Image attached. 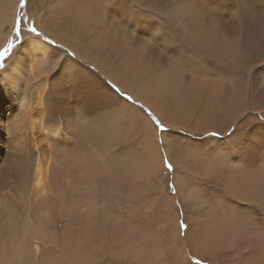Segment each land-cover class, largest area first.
Masks as SVG:
<instances>
[{
	"label": "bare ground",
	"instance_id": "1",
	"mask_svg": "<svg viewBox=\"0 0 264 264\" xmlns=\"http://www.w3.org/2000/svg\"><path fill=\"white\" fill-rule=\"evenodd\" d=\"M177 2L46 0L36 13V29L68 51L88 61L89 47L111 60L100 67L106 78L170 130L156 138L148 118L96 75L26 34L0 72V264L139 260L138 207L125 217L133 228L122 209L101 204L111 192L129 200L146 187L164 196L161 158L189 176L195 200L177 180L175 197L160 202V231L171 227L167 236L182 241L178 201L189 210L193 256L264 264V0ZM230 125L228 137H209ZM119 141L133 147L121 154Z\"/></svg>",
	"mask_w": 264,
	"mask_h": 264
},
{
	"label": "rangeland",
	"instance_id": "2",
	"mask_svg": "<svg viewBox=\"0 0 264 264\" xmlns=\"http://www.w3.org/2000/svg\"><path fill=\"white\" fill-rule=\"evenodd\" d=\"M157 1L158 0H133V4L140 6V7H143V8L145 7V9H150L151 7L156 6L157 4H158L159 8H165V7L173 6V4L176 3L177 1H178L177 3H180V1H182V0H172V1L169 0L170 2H168L167 4H165L162 1H158V2ZM44 2H46V0H23V4H22L21 0H0V19H4L6 21L5 25H3V32H2V34H0V51H2L3 48L7 46L8 43H12V45H13L12 52L5 55L3 57V59L0 60V64L3 65V67H0V72L4 69L5 66H7V64L11 60V58L17 53L20 46L17 48H16V46L21 41H24L26 34L34 35L31 32V29L37 28L38 24L36 21V17H37V14H40V11H42L45 8ZM99 2H100V4L103 3L102 1H99ZM153 2H156V3H153ZM29 9L32 10L33 21L30 19ZM148 15L154 16L150 11H149ZM171 25H174V24L171 23ZM36 32L39 33V35H34V36H39L43 40H45V42L47 41V43L49 44V46L52 49L61 51L63 53L62 55L66 59L71 58V59H73L74 62H76L80 65H83L85 69L89 70L91 73L96 75L97 78L102 83H104L107 87H109V85H110L121 96L127 94L128 96H130L132 98L131 94H129L125 90L121 89V87L117 85V82L115 83V82H113V80L111 81V79L110 80L107 79L106 75L103 74V72L101 71L100 67L105 65V64H108L111 60L103 58L98 53H91V52H89V49H88L89 47L88 48L85 47L84 50L89 55V60L87 61L76 50H72V51L69 50L68 51V48L65 45H63V43L56 42L51 37L48 38V36L43 35V33L41 31H38L37 29H36ZM79 45L81 46V44H79ZM190 46H192V45H190ZM190 46H187L186 49L189 50ZM90 55L92 57H95L96 60L93 61L90 58ZM0 79H1V76H0ZM109 89L112 92H114L110 87H109ZM114 93L118 97L121 98V96L118 95L116 92H114ZM130 105L133 106L135 109H137L141 114H144L146 116V118H148V120L151 122V125L153 126V128H154V124H153L152 118H155L156 122H159L163 125V128L169 129V127L166 124H163L156 117L155 113H153L152 110L148 106H146L141 100H139L137 98H132V104H130ZM249 112L250 111L247 109L244 113H245V115H249ZM234 128L235 127L233 125H230L228 127V129L223 128L222 130H220V132H222V133H219L220 136H211L210 135L209 137L210 138H221L222 136L228 137V135L226 136V133H228V132L232 133ZM160 133L161 132L159 130H155L156 138H157V134L159 135ZM169 134H171V135L176 134V136L177 135L184 136V135H187V132L184 130H180V131L175 130L174 133L172 132ZM200 139L206 140L205 138H202L201 136H200ZM85 142L89 143L87 140ZM84 145L88 147L87 144H84ZM128 145H130V143H125V142L119 141V143L116 144V147H117V150H119V152L122 154L129 149ZM134 153H135V149H134ZM123 155H125V154H123ZM127 160L130 162V161H133V158H130V159L127 158ZM135 167H136V165L133 166V168H135ZM164 171L165 172L162 176H160V174H159V176L156 177L157 180H160L161 182H163V186H164L163 192H165L164 196L161 197V195H159V191L157 189L154 190V187L157 188L156 186H154L150 189H148L146 187V189H144L142 191V195H140V197L135 198L134 195H132L133 199L130 198L129 200H126L123 197H120L121 192H111L108 195L110 198V201L107 203L101 204V205H110L109 203L111 202L112 204H114V206H116V207L110 206V211L113 212L112 214H114L116 212H117V214H120V212H122V211H120V212H118V211L120 209H122L123 210V212L121 213L122 216L120 215V217H122L121 220L128 222L127 223L128 225L131 223V225H129V226H131L133 228L137 224H138L137 225L138 227H139V225L142 226V229H144V230L141 229V226L139 228H137L140 232L136 233L137 234L136 237H141L140 240L142 241V244H143V245H141L143 248L142 249L143 254L140 252L139 260H137L138 258L136 260H134V259H132V256L128 253H125L123 256H121L117 253L110 258L107 256L102 257L98 261L97 264H196V261L200 260V258H196V256H193L192 252L190 251L192 244H191V242H188L185 240L186 237L184 236V234H181L182 241L178 242L176 240H173L171 237L167 236V235L171 234V232H172L171 227H170V230H167L165 233H163V231H160V229H159V221L161 219L160 218L161 216H159L160 210H161L160 209V202L163 201L164 198L166 199L165 194L168 195L167 198H170L171 200L175 197V195H173V193H172V189L168 186L169 184L172 183V180H171L172 176L167 172L166 169ZM156 183H157V181L154 182V185H156ZM144 184H145V180L143 181V185ZM160 197L162 199H160ZM158 198H159V200H158ZM170 199H169V201H170ZM175 205H176L175 206L176 208L172 212H178L179 219H180L179 221L183 220V215L185 217L189 216V214H188L189 210L187 208L182 207V205H180V203L178 201L175 203ZM136 207H138L139 217L138 216L137 217L139 219L135 220V218L131 219V217L129 218V220L125 219L127 214H128V216L130 215L131 209L136 208ZM117 208H119L118 211H116ZM133 220H135L134 222L137 224H134V222L132 224ZM184 222H185V220H184ZM139 223H141V224H139ZM58 227H59V224H58ZM179 230H180V228H179ZM168 231H171V232H168ZM180 233H181V230H180ZM143 234H145V235H143ZM170 239H172V240H170ZM158 241H159V243H157ZM184 241H185V243H184ZM166 242H168V243H166ZM144 243L145 244L147 243L148 245L146 244V246H145ZM165 243L167 245H164ZM159 245H160V247H159ZM161 245H162V248L164 247L163 250H161ZM185 245H186V248H185L186 249V255L184 254V257H180L179 256L180 253H179L178 249H180V246L185 247ZM154 246H155V248H154ZM157 248H159V249H157ZM147 249H149V250H147ZM119 257H120V260H119ZM122 257H124V258H122ZM121 259L124 261H122ZM200 261H202V264H209L207 261H205V258L203 260H200ZM30 264H31V262H30ZM33 264H35V263H33Z\"/></svg>",
	"mask_w": 264,
	"mask_h": 264
},
{
	"label": "snow or ice",
	"instance_id": "3",
	"mask_svg": "<svg viewBox=\"0 0 264 264\" xmlns=\"http://www.w3.org/2000/svg\"><path fill=\"white\" fill-rule=\"evenodd\" d=\"M21 3L23 4V0H21ZM31 32L34 34V35H39V33L36 32V29L33 28L31 29ZM23 43V41H21L17 46H21V44ZM47 43V41H46ZM12 49H13V45L12 43H8L6 47L3 48L2 51H0V56H5L7 54H9L10 52H12ZM0 67H3L2 64H0ZM109 87L114 91L116 92L118 95H120L114 88H112L110 85ZM121 96V95H120ZM122 100H123V104L125 105H130L132 104V98L130 96H128L127 94L121 96ZM153 119V124H154V130H159L162 134V136L164 138H167V132L170 130V129H165L163 128V125L159 122H156L155 118H152ZM209 136H220V134L218 132H212V133H209L208 134ZM130 148H132L133 146L132 145H128ZM161 164L163 166L164 169L167 170V172L173 177V180H172V183L169 184L168 186L172 189V193L173 195L176 194V190H177V180H179V183L180 185L183 187V189L187 192L189 189H191L189 187V184H188V177L189 176H186L183 174V172H180L178 173L177 170L173 167V165L170 163V161L167 159V158H161ZM222 183V182H221ZM223 185V183H222ZM192 191L191 192H188V200H189V203H191V201L195 200V192L193 189H191ZM187 205H182V207H185ZM179 227H180V230H181V234H184L186 235L187 233H189L190 231H192V226H190L189 224H186L183 220L180 221V224H179ZM196 264H202V261L200 260H197L196 261Z\"/></svg>",
	"mask_w": 264,
	"mask_h": 264
},
{
	"label": "water",
	"instance_id": "4",
	"mask_svg": "<svg viewBox=\"0 0 264 264\" xmlns=\"http://www.w3.org/2000/svg\"><path fill=\"white\" fill-rule=\"evenodd\" d=\"M3 57H4V56H0V60H2V59H3Z\"/></svg>",
	"mask_w": 264,
	"mask_h": 264
}]
</instances>
